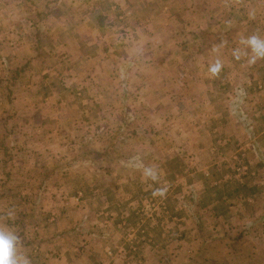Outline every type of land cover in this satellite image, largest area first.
<instances>
[{"label":"rangeland","instance_id":"1","mask_svg":"<svg viewBox=\"0 0 264 264\" xmlns=\"http://www.w3.org/2000/svg\"><path fill=\"white\" fill-rule=\"evenodd\" d=\"M13 5L37 20L44 4ZM100 6L90 60L51 46L61 56L37 63L35 31L33 44L0 52V227L24 241L49 235L50 251L91 252L76 264H264V162L242 180L262 160L247 158H264L242 151L255 124L264 131V58L251 62L240 43L264 39V0ZM224 134L239 145L211 175ZM122 220L125 237H113Z\"/></svg>","mask_w":264,"mask_h":264},{"label":"crops","instance_id":"2","mask_svg":"<svg viewBox=\"0 0 264 264\" xmlns=\"http://www.w3.org/2000/svg\"><path fill=\"white\" fill-rule=\"evenodd\" d=\"M34 1L36 2V0ZM41 1L44 4L43 8L40 10L41 17L40 19L35 20L33 18L34 14L27 13V11H29L27 10L28 7L16 6L15 9L13 4L21 2V0H0V52L8 50L7 48L17 50V47L24 37H27V42L29 41L30 44H33L32 31H35L41 40L42 47L45 49V52L35 56V58L39 59L37 63H41L43 60L46 61V59L50 57L57 58L61 56V54H58V56L55 55V52L50 50L52 48L51 46L59 48L61 51H64L66 48L67 50L65 51L77 50V57L89 60L92 59L94 55L88 54L87 47L88 45H92V47L96 46L95 44H92L95 43L93 35L101 36L99 34L102 33V28L105 24H101L100 20L105 17L100 16V14H103V11L109 10L104 9V7L101 8L100 5L102 3L110 2V0ZM35 13L37 14V12ZM106 18H109V15H107ZM47 47H49V49ZM68 55L69 54L67 53L66 56ZM60 59H65V57H60ZM223 127L224 126L220 125V129H223ZM230 127L231 126L229 125L226 126L224 132L228 131ZM212 128H214L211 129L212 131L217 130L214 126H212ZM253 130H255L253 133L254 138L248 141L249 144L242 146L244 147L242 148V151L247 148H254L256 156H264V131L261 127L257 128L256 124L254 125ZM233 135V133L230 134V136ZM222 138V144L219 149L223 151L226 150V152L224 155H220L222 152H218V160L213 161L212 164H210V167L207 168L211 175H214L213 167L215 164L223 161V158L227 155H229V157L233 156L234 151H237L235 146L239 145V143L234 144L229 139L225 140L227 138V135L225 134ZM256 159H259V161L262 159L261 164H258V166L253 169V172H251L252 174L247 175L246 177L243 176V181L247 178L253 179L260 177V174L263 172L259 169L264 162V158H247L249 161V167H254L252 163ZM210 161H212V159ZM216 168L218 169L217 165ZM262 168H264V166ZM229 182L232 181L230 180ZM261 183H264V181ZM235 185H237L236 187H244L242 186L243 184H240L239 182H236ZM257 185L258 187L253 184L252 187L259 188V184ZM260 188H263L261 198L264 199V184ZM239 192L240 191H238V195ZM261 198L259 200L260 210L264 213V201L261 200ZM124 224L125 220H122L121 223H113V237L118 235L116 232L117 227H121ZM118 237L124 238L125 236L121 234V236L118 235ZM19 241L18 252L19 254L26 256L30 261V264H76V262H73L72 260H86L89 258V255H91V252L80 250L69 251L57 249V251H50V247L47 245L48 242L51 241V236L49 235L32 236L29 240L25 241L20 240L19 238ZM120 249L121 248L116 250L113 247L111 251L107 252V254L112 255L111 259H114L117 256H120ZM125 254L126 253L124 252V255ZM79 264H81V262H79ZM82 264L87 263L82 262Z\"/></svg>","mask_w":264,"mask_h":264},{"label":"clouds","instance_id":"3","mask_svg":"<svg viewBox=\"0 0 264 264\" xmlns=\"http://www.w3.org/2000/svg\"><path fill=\"white\" fill-rule=\"evenodd\" d=\"M241 44L250 47L253 53L251 62H254L257 58H264V39L253 35L248 38H242ZM235 58L239 59L241 55L240 49L233 51ZM222 66V62L217 59L213 65L210 66V72L212 75L219 73ZM142 168L143 178L145 180L158 181L160 179L157 170L151 166H144L142 164L137 165ZM166 192V188L157 189L154 195L163 196ZM19 237L4 227H0V264H30V261L26 256L19 254Z\"/></svg>","mask_w":264,"mask_h":264}]
</instances>
